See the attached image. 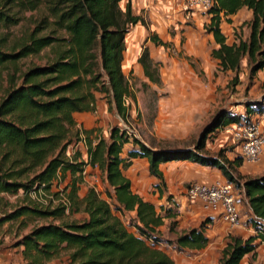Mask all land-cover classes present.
I'll list each match as a JSON object with an SVG mask.
<instances>
[{"label": "trees", "instance_id": "16d2710c", "mask_svg": "<svg viewBox=\"0 0 264 264\" xmlns=\"http://www.w3.org/2000/svg\"><path fill=\"white\" fill-rule=\"evenodd\" d=\"M119 1L0 0V28L16 25L25 12L35 13L31 28L9 49L0 48V67L14 66L19 59L44 48L48 52L46 63L28 67L21 73L19 84H14L10 76L9 86L0 97V195L21 191L26 198L25 204L3 214L0 223L22 215L50 219L32 226L16 241L15 245L21 247L32 264L51 260L63 250L68 264H173L158 245L203 248L207 243L204 232L208 219L176 233L173 239L163 240L157 227L163 218L172 219L173 213L162 208L160 214L153 204L133 193L121 169L129 164L128 158H146L148 173L159 180V188L163 185L160 163L189 160L219 169L224 179L244 196L252 214V227L261 231L247 238L229 234L217 261L241 264L245 255L253 253L254 239L264 240L262 224L255 219L264 221V174L240 175L234 168L241 163L239 156L230 161L222 150L214 157L202 156L199 151L209 134L220 126L264 114V100L247 102L242 115L218 111L203 127L193 148L152 149L113 126L107 140L98 137L93 142L84 136L86 160L80 158L79 152L66 155L71 143L69 130L75 125L73 114L93 110L95 91L104 93L108 109L123 122L128 118L126 100L135 101L121 64L125 34L141 18L131 13L130 0L122 10ZM242 6L251 13L249 20L243 22L248 33L246 37L235 35V40L228 44L219 27L221 18ZM205 12L209 20L203 28L217 44L211 56L221 70L232 73L226 84L232 90L240 82L242 60L246 62L249 79L264 69V0H213ZM150 40L161 43L153 35ZM137 62L144 77L159 82L158 65L146 48ZM262 89L264 98V84ZM78 134L79 130H75L76 138ZM127 143L135 147L123 158L120 154ZM94 164L101 174L105 196H99L92 187L79 196L83 170ZM55 180H66L62 193H56V204L49 200L43 204L28 195L30 190L48 192ZM113 209L122 214L134 212L129 223L134 232L128 230ZM66 210L81 211L84 217L80 221L61 219ZM174 223L170 220L169 232Z\"/></svg>", "mask_w": 264, "mask_h": 264}, {"label": "rangeland", "instance_id": "374dc122", "mask_svg": "<svg viewBox=\"0 0 264 264\" xmlns=\"http://www.w3.org/2000/svg\"><path fill=\"white\" fill-rule=\"evenodd\" d=\"M124 3L125 0H122L120 4L121 7L124 6ZM23 16L24 17L16 25L8 26L6 28H0V48L2 50L9 49L26 31L31 28L32 20L35 17V13L25 12ZM184 20H186L183 23L185 29L187 28L185 27L186 25L192 29L198 30L201 33H206L204 29H202L205 23L202 25V23L197 21V23L194 25L193 21L190 22V20H187L185 18L183 19V21ZM147 23L149 22L147 21ZM142 32H139L138 34H143V38L139 36V39L135 41V37H133L135 33L131 31V29H129V36L127 37L128 43H125L124 41L126 45L124 46L122 69L128 81L129 87L131 88V91L135 96V101H132L131 99L127 100V121L123 122L114 111L108 109L106 97L103 92L95 91V103L93 110L74 114L75 125L69 130V137H71V143L67 146L66 155L69 156L74 152H79L80 158L86 160V149L85 142L83 139L84 136H88L89 139L93 142H95L98 137H102L107 140L108 131L113 126H118L119 128L125 130L129 136H134L138 138L141 142L145 143V145H148V147L193 148V145L200 137V133L203 127L210 121L212 117H214V115L218 111L226 110L234 115H242L244 113V108L247 102L254 100H264L262 98L263 84L257 81H253V78H263L264 71H258L256 75L249 79L247 74L246 62L245 60H242L240 63V72L242 71L243 75L239 76L238 74V77H241V81L239 80V84H237L232 90L226 86L227 81L232 76L230 72L225 73L226 77L222 78L226 80V83L221 79H216L218 83L216 84V92L213 96L212 104L209 107L208 112L203 113L199 117L197 116L196 124L194 126L193 131L190 132L191 134L176 141L175 138L172 137H161L157 139L154 136L155 133L164 132L167 130H175V89H168L167 87H165V85H163L162 82L159 85H146L145 83H143L142 80L141 66L137 64L138 70H135L132 67L131 63H134L135 57H139L144 47L148 48L149 46V44L147 45L146 40L144 38V36H147L148 32H145V30H142ZM183 32L184 29L181 28L179 30L178 36L180 43L184 39ZM247 33L248 29L245 25H243L242 22L238 31L234 32V36L240 34L242 37H246ZM233 38L235 40V37ZM150 50L152 53L151 60L153 62H156L157 65L158 63L161 65L160 62L156 61V59H158V50L153 48ZM47 58V48H44L36 54H30L19 59L18 61H16L14 66H1L0 97L4 94L7 87L9 86L10 76L13 77L14 84H19L20 75L23 71L33 65L45 64ZM177 58L189 64L193 70V73L196 75V77L200 79L203 78L204 73L202 63L204 64V66L210 64V59L208 57L205 60H201L197 57L187 56L185 54H182L180 56L175 54V59ZM160 65L157 67L158 71H160V67L164 68L162 65ZM161 71L163 72V69ZM212 80L214 81V79ZM171 97H173V99ZM197 126H199V128H197ZM75 130H79L77 138L74 135ZM220 131L221 130L218 129V131H215V133H218ZM129 144L130 143L124 145V148L129 147ZM218 144H220L218 143V140L214 141V139H209L207 145L203 146V149L200 150L199 153L202 156L214 157L216 156L218 150H222L223 156L228 159L227 152H235L237 146L236 142L233 143L230 140L228 143H224L225 145L223 147H221V145L219 147ZM169 166L173 167L172 164H169ZM85 169L87 170V172L82 184L80 185L81 190L78 192L79 196H82L85 193L86 189L88 187H91L92 184L89 175L94 174L97 175L99 188L104 194L105 187L102 182L99 169L97 168V170H91V168H89L88 166ZM190 183H188V185ZM65 184L66 180H55L51 184L50 190L48 192H44V195L36 194V198L45 203L51 201V204H56L55 201L59 197H56V193L58 191L62 193ZM183 195L185 196V191ZM25 202L26 198L22 196L21 191H18L16 194L0 195V217L3 214L8 213L14 206L25 204ZM154 205L156 207V210L160 214H163V212L161 211L162 208L170 209L171 213H173L174 216L179 213L178 210L175 208L174 202L158 204L156 201H154ZM113 212L118 215L123 224L129 227L130 230L129 223L131 218L129 213H117L114 209ZM83 217L84 214L81 211L71 212L69 210H66L64 212V215L61 216V219L80 221L83 219ZM48 220L50 219L39 218L37 216L32 215H22L13 220L4 221L0 223V264H32L30 258L24 256L21 252V247L15 245L16 241L32 226L47 222ZM169 222V220H166L165 225L162 226L161 231H159V235L163 240L173 239L174 233L176 234L179 232V230H175L171 233L167 231ZM227 228L234 229L229 228L228 226ZM225 241L223 245H219L214 241H210L208 244H206V246L199 250H192L188 248L177 249L176 247L172 245L168 246L165 243H163L162 245H158V248L167 253V255L171 258L173 264H217L218 258L220 256L221 247L224 246ZM243 263L244 261L242 260L241 264ZM38 264H68L67 254L63 250L55 258H52L51 260H41Z\"/></svg>", "mask_w": 264, "mask_h": 264}, {"label": "crops", "instance_id": "0c3cea01", "mask_svg": "<svg viewBox=\"0 0 264 264\" xmlns=\"http://www.w3.org/2000/svg\"><path fill=\"white\" fill-rule=\"evenodd\" d=\"M121 1L122 0L119 1V6L122 10L127 0H125L123 7L120 5ZM130 9L133 15L141 18V21L136 22L129 28L135 33L133 35L135 41L139 39V36L143 38V34L139 35V32H142V30L148 32L147 36H144V38L149 46L148 48H144L147 49L150 58L152 56L150 49L153 48L158 50V59H156V61L160 62L164 67H160V71H158L159 82L157 83L150 82L144 77L142 72L143 83L146 85H159L162 82L168 89H175V130L169 131L166 129L167 131L157 132L154 136L157 139L161 137H172L175 138V141L179 140L191 134L190 132L194 129L197 116L199 117L203 113L208 112L213 101V96L216 92V84L218 83L216 79H221L226 83V80L222 78L226 77L225 73L230 72L228 70H221L216 59L211 56V50L217 47L211 33H207L205 30L206 33H201L186 25L185 27L187 28H184L183 23L186 21H183L184 18L190 20V22L193 21L194 25L197 21L203 25L208 22L209 14L199 8H194L188 14H185L183 11H180L178 0H130ZM250 15V11L242 6L235 13L222 16L219 27L221 33L225 37L226 43L230 44L234 41V32L238 31L242 22L249 20ZM147 21L149 23H147ZM181 28L184 29V39L180 43L178 36ZM152 35L161 43H153L150 40V36ZM128 36L129 30L124 37L125 43H128ZM125 43L124 46L126 45ZM175 54L178 56L185 54L187 56L197 57L201 60H205L208 57L210 59V64L204 66L202 63L204 70L203 78L200 79L196 77L191 66L185 61L178 58L175 59ZM137 58L138 57H135L134 63H131L135 70H138L137 64L139 63L137 62ZM159 65L160 64L158 63V66ZM162 69L163 72L161 71ZM259 71L262 72L264 69ZM238 74L239 76L243 75L242 71L240 72V69ZM212 79H214V81ZM240 79L241 77L239 80ZM259 79L253 78V81L264 84V77ZM171 98L173 99V97ZM253 117L259 120L260 126L264 129V114L253 115ZM197 128H199V126H197ZM215 131H218V129ZM215 131L209 134L211 136H208L205 139L204 146L207 145L209 139H214V141L218 140V143H220L218 144L219 147L220 145L223 147L229 142V140L233 142L229 134L226 132L220 131L215 133ZM129 145L130 146L127 148L123 147L122 153L120 154L121 157L127 158V151L135 147L131 143ZM152 149L157 148L153 147ZM227 153L228 160L230 161L237 156H240L238 146H236L235 152L229 151ZM126 161H129V164L126 167H123L121 171L123 175L129 179L130 188L133 193L153 205L154 201L158 204L174 202L175 208L179 213L172 218L175 221L172 232L175 230L181 232L187 228L197 226L201 221L207 218L208 222L205 225L204 232L207 238L206 244L210 241H214L219 245H223L229 234L237 235L241 238L255 236L250 221L252 214L247 206L244 196L239 190L235 189L240 225L234 229H228L227 225L217 212L204 210L202 209L200 202L188 200L183 195L186 186L190 182L211 183L216 180H225L219 169L200 165L189 160H171L160 163L159 169L161 170L163 177V186H160L159 189L157 187L159 180L148 173L146 158H128ZM169 164H172L173 167H170ZM234 168L236 173L243 176L255 177L264 174V149L256 161L247 163L241 160L240 165L235 166ZM80 190L81 187L79 191ZM128 213L131 218L134 217L133 211ZM172 219L163 218V223L157 227V230L161 231L166 220L170 221ZM129 231L134 232V228L130 227ZM253 244L255 245L253 253L245 255L242 260L244 263L250 261L252 264H264V242L259 238H255Z\"/></svg>", "mask_w": 264, "mask_h": 264}, {"label": "built area", "instance_id": "2783aa9c", "mask_svg": "<svg viewBox=\"0 0 264 264\" xmlns=\"http://www.w3.org/2000/svg\"><path fill=\"white\" fill-rule=\"evenodd\" d=\"M212 5L213 0H178L179 9L185 13L190 12L194 8L207 11ZM218 129L229 134L233 142H236L239 148V157L242 161L247 163L256 161L264 149V129L260 126L259 120L255 117H252L249 121L225 124ZM87 166L91 168V170H97L95 164ZM85 168L82 173L83 179L87 172ZM89 178L93 190L99 196H104L99 188L97 175H89ZM42 192L41 190H30L28 195L31 199H35L37 202L44 204L45 202L36 198V194H43ZM185 196L188 200L200 202L202 209L217 212L229 228H236L240 225V216L236 203V191L233 185L226 180H216L211 183L192 182L187 185ZM59 201L64 204L62 198H60ZM255 219L262 224L261 227L264 229V221L260 218ZM260 231V229L254 230L255 233ZM262 241L264 242V240Z\"/></svg>", "mask_w": 264, "mask_h": 264}, {"label": "water", "instance_id": "95a60500", "mask_svg": "<svg viewBox=\"0 0 264 264\" xmlns=\"http://www.w3.org/2000/svg\"><path fill=\"white\" fill-rule=\"evenodd\" d=\"M262 98H263V96H262Z\"/></svg>", "mask_w": 264, "mask_h": 264}]
</instances>
